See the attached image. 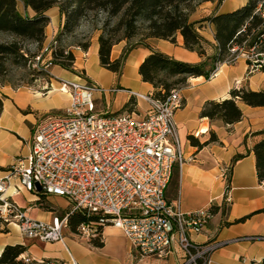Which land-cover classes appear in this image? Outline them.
I'll use <instances>...</instances> for the list:
<instances>
[{
	"label": "crops",
	"instance_id": "0c3cea01",
	"mask_svg": "<svg viewBox=\"0 0 264 264\" xmlns=\"http://www.w3.org/2000/svg\"><path fill=\"white\" fill-rule=\"evenodd\" d=\"M249 0H223L201 2L191 14V20H201L210 15L234 11ZM17 8L22 14L34 16L36 12L19 0ZM45 14L50 18L46 26L44 44H48L62 29L65 17L57 6ZM77 30L76 33H79ZM201 34L209 40L206 51L212 56L217 50L215 25L205 21ZM100 28L89 37V47L83 48L73 43L70 36L64 39L65 46L75 55L73 70L61 65L51 68V76L56 89L47 91L44 82L26 87H13L0 81V97L3 106L0 111V179L9 175V169L19 157L28 155L33 146L36 127L49 115L60 112L70 103L68 92L58 89L56 78L77 79L84 77L105 90L95 93L96 106L100 112L125 111L145 112L148 103L137 100L130 90L153 94L155 86L142 79L140 64L153 51L159 50L178 60L200 63L206 60L197 51L184 46L183 36L177 35V42L150 37L149 46L133 48L125 61L121 74L101 65L99 57ZM127 40L113 45L111 59L121 57ZM184 105L176 113V122L186 161L175 165L171 181L166 189L168 200L179 201L185 211L210 208L213 216L200 234H193L195 242L204 244L212 241H227L211 254L210 264H259L264 259V179L258 176L254 145L264 136V105L252 106L237 100L243 112L239 121L225 123L219 118L211 119L203 115L208 101L222 100L232 96L234 88L244 87L259 91L264 89V72L248 71L245 58L234 64L224 63L218 74L209 79L205 76H190L181 84ZM112 88L116 90L112 91ZM213 134L215 138L213 139ZM196 140V142H193ZM198 142L202 146L198 145ZM242 156L235 159L237 155ZM12 186L6 196L12 195L31 218L51 221L63 212H71L72 205L65 197L43 196V192L23 190L14 194L19 180L11 179ZM42 198V202L40 201ZM45 205L52 208L47 209ZM71 214V213H70ZM63 216V217H64ZM79 226V225H78ZM68 223L64 227L65 242H44L25 238L18 225L6 223L7 231H0V253L8 244H23L27 247L23 257L33 260L58 258L67 260L69 251L79 264H180L182 252L173 248L162 256H143L135 250L120 228L106 225L102 228L103 246H96L92 238H86ZM250 237L234 240L239 237Z\"/></svg>",
	"mask_w": 264,
	"mask_h": 264
},
{
	"label": "built area",
	"instance_id": "2783aa9c",
	"mask_svg": "<svg viewBox=\"0 0 264 264\" xmlns=\"http://www.w3.org/2000/svg\"><path fill=\"white\" fill-rule=\"evenodd\" d=\"M255 14L264 20V2ZM249 21L236 36L227 56L217 62L209 79L221 65L234 64L245 58L248 71L264 72V32L253 44L250 38L259 28L248 32ZM54 36L30 61L34 69L51 76L53 52L58 45ZM58 89L68 92L69 105L49 115L35 129L31 152L15 160L9 175L0 179V216L18 225L27 239L65 242L64 227L70 213L83 211L94 220L79 224L78 233L87 238L99 234V227L120 228L132 247L143 256H162L177 248L182 252L180 264H210L211 254L227 241L204 244L193 240L207 227L213 213L210 208L185 211L179 201L167 199L166 189L176 164L186 161L183 153L176 113L184 105L181 87L173 88L164 98L135 90L129 93L148 103L145 112L121 113L96 111L95 93L105 90L84 77L56 78ZM45 90L56 89L52 80ZM116 88H112V91ZM15 177L19 184L14 194L23 190L65 197L72 205L64 217L51 221L31 218L6 191ZM255 238L239 237L234 240ZM30 262L33 259L24 257ZM37 264H79L69 251V258H41Z\"/></svg>",
	"mask_w": 264,
	"mask_h": 264
},
{
	"label": "trees",
	"instance_id": "16d2710c",
	"mask_svg": "<svg viewBox=\"0 0 264 264\" xmlns=\"http://www.w3.org/2000/svg\"><path fill=\"white\" fill-rule=\"evenodd\" d=\"M19 0H0V34H10L15 37L11 42L0 41V79L7 71L6 63L11 59L14 63L27 64L41 50L46 38V26L50 18L45 12L57 6L65 17L62 29L57 34L58 45L53 52L54 65L73 70L74 53L62 44L67 36L75 33L84 19L91 13L102 23L99 35V57L101 65L118 74L122 73L129 52L139 45L149 46L147 39L158 37L177 42L180 33L184 39V46L197 51L206 60L200 63H189L178 60L159 50H153L140 64L139 73L144 81L152 83L156 91L155 97L164 98L176 85L183 84L190 76H205L209 78L217 62H222L227 56L233 42H241L246 36H236L238 30L249 21L248 32L259 28L250 38L253 44L257 36L264 32L261 25L264 20L255 14L260 0H249L244 6L231 11L210 15L201 20H191V14L204 1L223 0H21L26 7H31L36 14H22L18 8ZM104 15L103 18L100 16ZM205 21L215 25V38L218 43L216 53L207 55L206 47L210 44L200 32ZM127 40L128 44L118 59H111V50L114 44ZM24 41H31L38 45V51L31 53L24 47ZM83 48L89 47V41L80 44ZM208 62L210 67L206 68ZM39 72H41L39 70ZM1 82H4L1 80ZM232 96L222 100L207 102L203 115L211 119L219 118L225 123L239 121L243 112L237 100L244 101L252 106L264 105V89L249 90L244 87L234 88ZM3 100L0 97V111ZM119 113V112H116ZM259 134L264 136V130ZM215 138L213 134V139ZM196 142V140H193ZM199 146H202L198 142ZM258 176L264 179V137L254 145ZM239 154L235 159L241 157ZM45 196V193H42ZM42 202V198H40ZM51 209L50 205H45ZM96 216L87 217L85 212L77 211L69 215V224L76 231L77 226L85 221L94 220ZM0 231H7L6 222L0 216ZM102 227L99 234L92 238L96 246H103L101 239ZM27 247L23 244H8L0 253V264H37L23 257ZM264 264V259L259 263Z\"/></svg>",
	"mask_w": 264,
	"mask_h": 264
},
{
	"label": "rangeland",
	"instance_id": "374dc122",
	"mask_svg": "<svg viewBox=\"0 0 264 264\" xmlns=\"http://www.w3.org/2000/svg\"><path fill=\"white\" fill-rule=\"evenodd\" d=\"M260 2H264V0H260L259 3ZM103 17L104 15L100 16L99 19ZM101 26L102 23L95 18L93 13H91L88 19H84L81 22L80 26L77 28V30H80L79 33H76L77 32L76 30L75 33L71 35L70 40L73 43H78V44L84 43L86 42L87 39L89 40V37L96 28H100L101 30ZM263 28L264 25H261V29ZM13 40H15V37H13L10 34H5V33L0 34V41L11 42ZM23 44L25 49L29 50L31 53H35L38 51V45L36 43H33L31 41H24ZM62 44L65 45V42L63 41ZM259 50L261 51L264 50V45H262L259 48ZM6 67H7V71L4 73L0 81L2 80L4 81L2 83H8L13 87H26L34 84H39L41 80L47 81V77L49 76V73H47L46 71L42 70L41 72H39L38 69H34L31 66V63L18 64V63H14L11 59H9L6 63ZM209 67H210V62H208L206 68ZM180 85H176L174 86V88L179 87ZM96 111L100 112L97 106H96ZM58 215L59 217H63L64 213L61 212ZM5 222L10 223L8 221Z\"/></svg>",
	"mask_w": 264,
	"mask_h": 264
}]
</instances>
